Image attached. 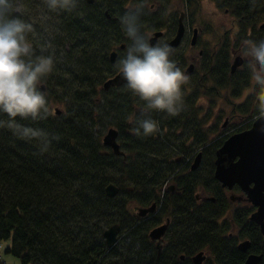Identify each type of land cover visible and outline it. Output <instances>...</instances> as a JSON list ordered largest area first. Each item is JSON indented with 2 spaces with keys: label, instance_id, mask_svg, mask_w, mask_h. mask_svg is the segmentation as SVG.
Returning a JSON list of instances; mask_svg holds the SVG:
<instances>
[{
  "label": "trees",
  "instance_id": "obj_1",
  "mask_svg": "<svg viewBox=\"0 0 264 264\" xmlns=\"http://www.w3.org/2000/svg\"><path fill=\"white\" fill-rule=\"evenodd\" d=\"M195 1L199 0L189 2ZM215 1L237 16L264 11V0L254 4L253 0ZM130 3L78 0L73 11L49 10L61 26L57 25L60 32L54 46L70 61L55 62L53 72L42 81L49 82L44 84L51 114L46 119L17 117L16 121L58 139L41 152L39 140L21 139L0 127V241L10 240L8 251L21 264H193L191 257L200 250L211 255L203 264H241L250 252L263 253L264 264V234L252 218L255 207L251 202L242 201L232 212L233 223L231 217H223L230 207L227 196L217 193L215 200L197 199L198 182L191 176L179 175L177 190L163 191L167 180L178 174L180 161L172 143L162 137L166 128L179 125L181 114L149 110L160 131L137 136L130 120L143 118L146 103L126 84L109 91L102 86L118 70L110 62L112 48L131 44L119 21ZM25 4L30 7L27 15L16 14L33 25L28 40L39 55L45 43L36 41L39 25L33 18L42 17L47 5L44 0H25ZM159 22L145 8L142 32L146 35ZM53 84L66 91L64 96L70 95L59 114L51 107ZM99 86L106 99L99 96ZM40 87L44 91L42 83ZM189 98L184 94V101ZM110 115L119 118L115 124L120 135L127 129L132 132L124 139L126 155L114 153L101 141L97 126ZM8 119L0 113V121ZM109 183L120 187L117 196L106 193ZM154 202L161 206L160 214L158 209L149 218L131 217L135 206ZM164 216H171V225L159 253L149 232ZM117 222L126 229V238L108 247L104 231ZM231 228L238 235L229 233ZM240 238L252 242L248 252L239 248Z\"/></svg>",
  "mask_w": 264,
  "mask_h": 264
},
{
  "label": "rangeland",
  "instance_id": "obj_2",
  "mask_svg": "<svg viewBox=\"0 0 264 264\" xmlns=\"http://www.w3.org/2000/svg\"><path fill=\"white\" fill-rule=\"evenodd\" d=\"M155 2L156 5L153 10H166V19L168 17H176L181 10L186 9L188 12L187 21L190 22V16L201 26L202 32L200 35L201 47L209 49V53L215 50V46L219 42H223V45H219L217 49L225 48L226 53V65L227 72L222 70L219 59L213 64L215 73L211 74L208 71L207 61L209 58H202V63L197 66V77L191 75L189 82L183 86L184 94L187 95L188 101H184L183 110L177 115L180 118L178 126H169L164 130V136L162 139L168 143H172V148L175 150L174 154L177 156L179 167L176 172H180V177H192L198 182L195 191L205 197H215L217 193H222L230 200V207L223 217H231V222L234 223L232 218V212L238 207L242 206V200H232L230 195L237 196L242 193V189L239 187L230 190L228 188L223 189L221 183L215 178V161H216V149L223 140L227 138L234 131L242 130L248 127L253 118L252 112L254 106H256L255 92L253 90V83L251 80V74L247 70L246 65L242 66L239 72V76L247 74L248 79L246 82L239 84L238 80L230 74V64L234 60L233 50L240 49L243 40L247 38L237 37V27H233L234 15L232 13H226L223 8H220L215 0H199L189 4L186 0H144L147 6ZM15 8L14 12L17 14L27 15L30 11L28 4H25V0H14ZM135 4V3H134ZM165 7V8H163ZM169 20V19H168ZM33 21L38 23L39 27L36 31L37 42L45 43L47 50L45 55L52 54L54 56V62L68 63L70 58L65 55L63 50H60L58 46H54L56 33L60 31L57 29V25L60 26L58 20L53 17L48 7H44L42 17L37 14L34 15ZM61 27V26H60ZM152 30L148 31L149 35H152ZM251 39L255 41L264 40V35L259 33L251 34ZM249 39V38H248ZM182 47V46H181ZM127 49H123L120 52V58H122ZM189 53H192L190 50ZM197 50L195 51V54ZM188 55V54H187ZM189 61V60H188ZM70 66V65H69ZM246 68V69H245ZM196 70V71H197ZM184 72V70H183ZM186 74V72H184ZM202 75V78L200 77ZM67 76V75H66ZM194 76V77H193ZM68 77V76H67ZM71 79V77H69ZM48 85V81H44ZM99 86V96H103L104 92L101 91ZM53 95L50 96L51 107L60 106L66 108L67 101L70 99V95L64 96L66 91L61 89L56 84H53ZM258 91V89H256ZM112 101V100H110ZM256 109H254L253 114ZM107 120L102 123V126L98 125L97 128L102 131L101 141L107 129L111 126H116L115 121L119 118L115 116H109ZM228 119L227 123L224 122ZM131 135L132 132L125 130L120 135V142L124 149V141L126 136ZM125 139V140H124ZM104 145V141H102ZM169 148V147H168ZM202 151V162L197 170L191 169L192 163L195 161V157L198 152ZM179 174H174L164 186L163 191L171 184L176 183L179 186ZM190 177V178H191ZM156 203V202H155ZM136 207V206H135ZM161 206L158 207V209ZM256 210V209H255ZM157 214H160V209ZM132 215H136L135 210L131 211ZM166 216L161 220L164 221ZM219 220H222L220 218ZM126 222H128L126 220ZM236 228L228 230L229 233L238 235ZM126 229L122 227L119 232L120 240L126 238ZM128 242H129V238ZM244 238H240L242 240ZM168 243V241H166ZM1 247V253L3 257L0 264H21V260L17 255L8 251V248L12 246L10 240H3ZM171 245V244H170ZM207 254L209 252L207 251ZM211 256V255H210Z\"/></svg>",
  "mask_w": 264,
  "mask_h": 264
},
{
  "label": "clouds",
  "instance_id": "obj_3",
  "mask_svg": "<svg viewBox=\"0 0 264 264\" xmlns=\"http://www.w3.org/2000/svg\"><path fill=\"white\" fill-rule=\"evenodd\" d=\"M44 3L51 11L70 12L77 7L78 0H44ZM145 7L144 0H136L119 18L131 44L116 67L126 88L146 103L143 118L130 123H135L133 131L137 136L148 137L160 131L158 121L149 115V110L178 115L184 107L183 86L189 82V76L171 59L175 49L160 41L150 43V38L142 32L141 16ZM14 8V0H0V113L9 118L7 123L0 121V127H7L18 138L39 140L43 152L58 137L22 125L16 118L30 117L35 121L51 114L47 93L40 85L54 70V56L44 54L46 47L41 48V54H36L28 40L34 31L33 25L20 18ZM241 58L246 60L251 74L259 118H264V40H243Z\"/></svg>",
  "mask_w": 264,
  "mask_h": 264
},
{
  "label": "water",
  "instance_id": "obj_4",
  "mask_svg": "<svg viewBox=\"0 0 264 264\" xmlns=\"http://www.w3.org/2000/svg\"><path fill=\"white\" fill-rule=\"evenodd\" d=\"M90 3L96 2V0H86ZM178 32L170 43V47L176 49V47L182 41L184 35V23L183 18L180 19V24L178 27ZM161 35V32L157 31L153 38H151V43L154 44L155 40ZM126 44L122 43L120 47H125ZM118 57L117 50L111 51V61L116 62ZM236 60L232 64V70L235 71L236 68L241 65L242 58L237 56ZM126 83L122 75L119 72L113 74L111 77L107 78L103 82V87L106 90H110L113 86H121ZM45 89V85H42ZM55 111L59 114L62 110L58 107ZM227 121V120H226ZM120 130L116 127H110L108 131L104 134L103 141L104 144L112 149L114 153L118 155H126V151L123 150L122 144L119 139ZM216 171L215 178L218 179L222 187H228L233 190L236 184L242 188L244 192L243 195H231L233 200H249L256 206V211L253 213L252 218L256 220L264 234V118L257 117L251 128L245 129L241 132H235L233 135L225 139L220 148L216 151ZM195 161L192 164V168H197L202 161V152L200 151L195 157ZM173 188V186H171ZM170 188V189H171ZM107 194L109 196H117L120 192V187L114 183H109L106 187ZM246 195V196H244ZM214 200L215 198L212 197ZM137 215L142 217H148L149 213L155 212L157 209V203L150 206L137 205L135 207ZM170 219L167 222L162 223V225L154 227L150 232L149 236L153 240H157V246L159 249L162 248L161 242L165 236L166 231L169 228ZM122 227L120 222L114 223L108 226L104 231V237L107 240L108 247H113L119 241V232ZM251 241L249 239H244L239 242V248L248 252L251 247ZM182 259H185L184 255H181ZM204 250L197 252L193 255L194 264H203L207 259ZM263 259V253L250 252L246 260L241 264H261Z\"/></svg>",
  "mask_w": 264,
  "mask_h": 264
},
{
  "label": "flooded vegetation",
  "instance_id": "obj_5",
  "mask_svg": "<svg viewBox=\"0 0 264 264\" xmlns=\"http://www.w3.org/2000/svg\"><path fill=\"white\" fill-rule=\"evenodd\" d=\"M165 1L167 2L168 0H165ZM186 1L189 4L192 3V2H189L190 0H186ZM94 3H96V2H94ZM132 4H134V0H131L130 5H132ZM216 4L220 8H223L226 11V13H229L230 12V13H232V15H234L233 25L232 26L233 27H237V30H238L237 31V35H238L237 37L238 38L242 36L243 38H247L248 39V38L251 37V34H253V33H256V34L259 33V34L264 35V11H263V13H260V14L259 13H256L255 15L242 14V15L237 16V15L234 14V12H233V10L231 8H229V7L228 8L222 7L217 2H216ZM145 5H146L145 8L150 11V14L154 13L160 19V22H159L158 25L155 24L153 27H150L148 29V31L149 30H152V33H151L152 35H149L150 40H151V38H153V36L155 35V33L157 31L161 32V35L155 40V43H157L158 41H160V42H163V43H167L170 46V43H171L172 39L175 37L176 33L179 30L178 27H179V24H180V19L183 18L184 29H185L184 35H183V37L181 39L182 41L176 47L175 54L171 57V59H173L175 61V63L177 64V66L180 67L182 71L184 70V72H186V75H188L189 77H191V75H194L195 77H197V74H198V71H199V70H197V66H199V64L202 63V60L201 59L202 58H208V55H209V58H208L209 61H207L208 71L211 74L215 73L214 72L215 69L213 67V64L216 61V59H219V62H220V65H221L222 70H224L225 72H227V70H226L227 69V65H226V61H227L226 56L227 55L225 53V48L217 49L219 47V45H223V42L222 41L219 42V44L215 46V48H214L215 50H213L211 53H209V49L202 48L201 45H200L201 44L200 35H201V32H202V28L190 16V14H189V18H191V20L188 23V21H187V19H188L187 18L188 12H187L186 9L181 10L179 12V15L176 16V17L175 16L174 17H168V19H169L168 20V19H166L167 15H166V10L165 9L153 10V8L156 5L155 2H153L150 5V7H148L147 6L148 4H146V3H145ZM163 8H165V7H163ZM148 31L146 33V36H148ZM150 43H151V41H150ZM126 47L127 46H125V47L115 46V47L112 48L111 51H113L114 49H116L117 50V53H118V57H117L116 62H112L111 61V55H110V62L112 64H116L117 63V61L119 60V57H120L121 50L127 49ZM190 50H192V53H189ZM196 50H197V53L195 54V51ZM110 54H111V52H110ZM233 55H234V60L230 64V68H229L230 74L235 78V80H238L239 81V84H242L243 82H246L247 79H248V71H247V74L246 73L245 74H242V76H239L238 74H239V72L241 70V67L246 65V60L245 59H242L243 61H242L241 65H239L236 68V70L233 71L232 70V64L236 60L235 58L237 56H241V48L238 49V50L237 49H234L233 50ZM116 72H119V70H117ZM200 77L202 78V75ZM124 84H126V83H123V85ZM123 85H121V86H113L112 88H114V87H122ZM107 91H109V90H107ZM255 103L257 104V101ZM254 109H256V106H254L253 111H254ZM253 111H251V112H252V117H254V118H253L251 124L248 127L244 128L242 130L234 131V133L235 132L244 131L245 129H249V128H251L253 126L255 119L257 117H259L258 111L257 110L255 111V112H257L256 115L253 114ZM226 120L228 121V119H226ZM227 121H225L224 124H226ZM234 133L230 134L229 136L233 135ZM225 139L223 140V142L225 141ZM221 145H219L218 148H220ZM217 149H216V151H217ZM191 169L195 170L196 168L195 169L192 168V165H191ZM177 173L179 175H181L180 172L177 171ZM171 186H173V188H171ZM171 186L168 187V190L170 188L173 189V190H169V191H175L178 188L175 183L174 184H171ZM221 186H222V184H221ZM236 187H239L240 188V186L238 184H236L234 188H236ZM225 188H228V187H225ZM225 188H223V189H225ZM234 188H233V190H234ZM241 195H243V193H241ZM201 196L203 197V195H201V194L198 193L197 199H199V200L207 199V197L201 199ZM169 217H171V216H169ZM165 239L166 238L164 236V238H163V240L161 242V245H163ZM153 241L156 244H158V241L157 240H153Z\"/></svg>",
  "mask_w": 264,
  "mask_h": 264
},
{
  "label": "bare ground",
  "instance_id": "obj_6",
  "mask_svg": "<svg viewBox=\"0 0 264 264\" xmlns=\"http://www.w3.org/2000/svg\"><path fill=\"white\" fill-rule=\"evenodd\" d=\"M108 147V146H107ZM221 147V146H220ZM217 158V157H216ZM202 162V161H201ZM201 164V163H200ZM215 171H216V164H215ZM169 190H173V189H169ZM106 193H107V191H106ZM246 196V195H245ZM155 203V202H154ZM154 203H152V204H154ZM151 204V205H152ZM157 208H158V205H157Z\"/></svg>",
  "mask_w": 264,
  "mask_h": 264
},
{
  "label": "built area",
  "instance_id": "obj_7",
  "mask_svg": "<svg viewBox=\"0 0 264 264\" xmlns=\"http://www.w3.org/2000/svg\"><path fill=\"white\" fill-rule=\"evenodd\" d=\"M2 255L0 254V259H1Z\"/></svg>",
  "mask_w": 264,
  "mask_h": 264
}]
</instances>
